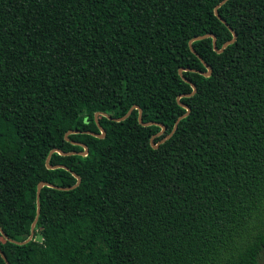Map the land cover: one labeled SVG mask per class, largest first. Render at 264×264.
<instances>
[{
	"label": "trees",
	"instance_id": "16d2710c",
	"mask_svg": "<svg viewBox=\"0 0 264 264\" xmlns=\"http://www.w3.org/2000/svg\"><path fill=\"white\" fill-rule=\"evenodd\" d=\"M222 1L0 0L8 264H261L264 0Z\"/></svg>",
	"mask_w": 264,
	"mask_h": 264
},
{
	"label": "water",
	"instance_id": "95a60500",
	"mask_svg": "<svg viewBox=\"0 0 264 264\" xmlns=\"http://www.w3.org/2000/svg\"><path fill=\"white\" fill-rule=\"evenodd\" d=\"M226 1H228V0H223V1L219 4V6L222 5L223 3H225ZM217 8H218V6L215 8V16H217V18H218L219 20H221L226 26H228V25H227V24H226V23L220 18V16L218 15V13H217ZM206 38H212V46H213V49H214L216 52L221 53V52H222V51H223V50H224L229 44H231V43L234 42V40H235V34L233 33V38H232V40H230V41H228V42H225V43L222 45V47H221L220 49H217V48H216V39H215L214 35H210V34H208V35H204V36H200V37H196V38L192 39L191 41H189V48H190V51H191L194 55L198 56V55L196 54L195 50H194V49L192 48V46H191L192 42H193V41H199V40L206 39ZM198 58L202 61V59H201L200 57H198ZM202 62H203V61H202ZM204 66L207 68V72H206V73H200V74H202L204 77H209V76L211 75V70L209 69V66L206 65L205 63H204ZM178 73H179V75L182 77V69H179ZM182 79H183L184 81H186L187 83H190V82H189L187 79H185L184 77H182ZM190 85H191V87H192V92H191L189 95H187V96H192V95H194L195 92H196V88H195V86H194L193 84H191V83H190ZM179 105H180L181 107H183V108L186 109V113H185L184 115L180 116V117L176 120L175 125H174L172 131H171L167 136H165V138H163V139H162L160 142H158L157 144H153V139H154V137L161 136V135L164 133V131H165L164 126L160 125V127H161V131H160L158 134H156L155 136H153V137L150 139V144H151V146H152L153 148L156 149L161 143H163V142H165L166 140H168L169 138H171V136L173 135V133H174L175 130L177 129L178 122H179L182 118L186 117V116L189 114L190 109H189L186 105L181 104V103H179ZM133 110H137V111H138L137 119H138V123H139L141 126H145V127H146V126L151 125V123H144V122L142 121V110H141L138 106H132V107L128 110V112H127L122 118H119V119H112L111 117H109V116L106 115V114H103V116L107 117V118L110 119V120L123 121V120H125L126 118H128V117L130 116V114L133 112ZM98 115H99L98 113L95 114V119L97 118ZM97 125H98V127H99V131H100V134H99V135H98V134H95V133H92V132H87V133H89V134H91V135H93V136H96L97 138L102 139V138L105 137V131L99 126L98 123H97ZM71 133H72V131H69L66 135L71 134ZM66 135H65V136H66ZM82 146H83V148H84V151H83V152H80V153H78V154L81 155V156H86L88 150H87V148H86L84 145H82ZM54 151H55V152H58L59 154H63V155H68V154H70V153H63V152H61V151L58 150V149H57V150H52V151L50 152V154H49L47 160H46V166H47V168H49V169L66 168V167H64V166H62V165H58V166H50V165L48 164V162H49V157H50V155H51ZM76 153H77V152H73V153H71V154H76ZM75 176H76V175H75ZM76 178H77V182H76V184H75L74 186L70 187V188L58 187V186L50 185V184H48V183H46V182H40V183L37 185V189H36L37 211H36V217H35V219L33 220L32 224H31V226H30V234H29V237H28L27 240H25L24 242H15V241H13L14 243H17V244H25V243H27V242L33 240V236H34V228H35V225H36V222H37V219H38L39 213H40L39 201H38V200H39V194H40L41 189H42L44 186H47V187H50V188H53V189H57V190H69V189H73V188H76V187L79 185V183H80V179H79L78 177H76ZM0 256L3 258V260L5 261V263L8 264V262L6 261L4 255H3L2 251H1V249H0Z\"/></svg>",
	"mask_w": 264,
	"mask_h": 264
},
{
	"label": "rangeland",
	"instance_id": "374dc122",
	"mask_svg": "<svg viewBox=\"0 0 264 264\" xmlns=\"http://www.w3.org/2000/svg\"><path fill=\"white\" fill-rule=\"evenodd\" d=\"M261 264H264V257H263V259H262V262H261Z\"/></svg>",
	"mask_w": 264,
	"mask_h": 264
}]
</instances>
